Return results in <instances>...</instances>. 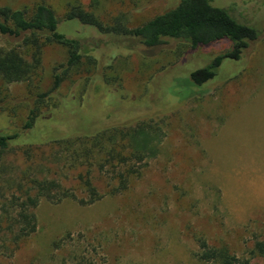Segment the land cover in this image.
<instances>
[{
	"label": "rangeland",
	"instance_id": "obj_1",
	"mask_svg": "<svg viewBox=\"0 0 264 264\" xmlns=\"http://www.w3.org/2000/svg\"><path fill=\"white\" fill-rule=\"evenodd\" d=\"M70 1L0 0V6L31 10L43 2L59 19V31L68 37L87 36L81 24L64 20ZM80 1L85 8L93 3ZM97 1L96 13L104 23L124 16L129 27L179 2ZM213 3L264 27V0ZM99 43L104 41L97 39L94 45L101 47ZM0 44L5 46V39ZM229 48L222 41L189 50L170 40L115 59L99 50L96 74L92 69L65 80L57 91L66 99L79 97L89 84L98 98L116 94L113 105L85 119L87 125L158 123L165 132L160 151L119 193L108 194L113 184L109 168L94 173L93 183L104 196L93 204L41 200L35 233L12 256L0 255V264H202L195 256L198 239L247 257L253 243L264 240V30L239 60L225 61L214 79L200 87L189 80L191 71ZM65 59L64 48L48 45L40 76L31 85L34 92H28L26 83L7 86L9 100L0 124L9 128L0 131L20 128L34 93L50 89L52 68ZM189 91L194 92L185 98ZM42 111L48 117L47 109ZM11 162L21 164L20 154L11 156ZM51 169L57 178L70 173L63 162ZM67 186L82 195L77 185ZM250 264H264V258H253Z\"/></svg>",
	"mask_w": 264,
	"mask_h": 264
},
{
	"label": "trees",
	"instance_id": "obj_2",
	"mask_svg": "<svg viewBox=\"0 0 264 264\" xmlns=\"http://www.w3.org/2000/svg\"><path fill=\"white\" fill-rule=\"evenodd\" d=\"M97 7V0L86 8L80 0L67 3L64 20L78 22L88 33L68 37L59 31L54 10L43 2L31 10L0 6V38L6 44H0V114L6 110L9 84L26 83L28 92H34L31 85L40 76L46 46L58 45L66 51L65 61L52 68L50 89L34 93L20 128L11 133L0 131V255L12 256L35 233V209L41 200L59 203L74 199L83 205L93 204L104 196L93 183L94 173L109 168L113 184L108 194H116L127 189L129 179L140 175L160 151L165 132L158 123L87 125L85 119L113 105L116 94L98 98L91 91L93 84H89L75 99L59 97L57 90L65 80L92 69L96 74L99 50L115 59L156 49L170 40L189 50L228 41L229 49L214 56L207 66L189 73L190 82L200 87L217 76L225 61L239 60L264 30L256 20L245 21L214 5L213 0H179L135 27H129L124 16L104 23L96 13ZM97 39L104 41L99 43L101 47L94 45ZM45 108L49 115L43 118ZM15 153L22 158L19 165L11 162ZM61 162L70 173L57 178L50 169ZM51 170L57 172V167ZM68 184L77 185L82 195L78 197ZM197 242L199 251L195 256L202 264H250L253 258H264V240H256L247 257L237 256L225 245H209L204 239Z\"/></svg>",
	"mask_w": 264,
	"mask_h": 264
}]
</instances>
